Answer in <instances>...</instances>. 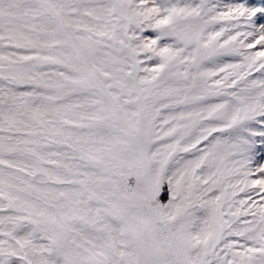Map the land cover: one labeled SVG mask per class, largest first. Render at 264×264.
Returning <instances> with one entry per match:
<instances>
[{
  "label": "snow or ice",
  "instance_id": "6c2138e0",
  "mask_svg": "<svg viewBox=\"0 0 264 264\" xmlns=\"http://www.w3.org/2000/svg\"><path fill=\"white\" fill-rule=\"evenodd\" d=\"M0 264H264V0H0Z\"/></svg>",
  "mask_w": 264,
  "mask_h": 264
}]
</instances>
